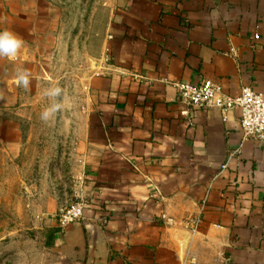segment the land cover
Here are the masks:
<instances>
[{
  "label": "crops",
  "instance_id": "crops-1",
  "mask_svg": "<svg viewBox=\"0 0 264 264\" xmlns=\"http://www.w3.org/2000/svg\"><path fill=\"white\" fill-rule=\"evenodd\" d=\"M108 5V60L100 51L73 79L86 206L64 228L51 215L53 264H264V143L242 137L238 109L188 107L173 84L207 78L264 97V0ZM56 28L47 0H0V31L24 40L15 59L0 57V114L21 103L18 72L48 78L65 60ZM0 142H21L4 115Z\"/></svg>",
  "mask_w": 264,
  "mask_h": 264
},
{
  "label": "rangeland",
  "instance_id": "rangeland-1",
  "mask_svg": "<svg viewBox=\"0 0 264 264\" xmlns=\"http://www.w3.org/2000/svg\"><path fill=\"white\" fill-rule=\"evenodd\" d=\"M47 2L63 44L58 56L65 60H57L48 78L30 80L21 103L0 114L14 121L21 137L18 145L0 142V264H53L58 230L51 215L85 201L75 176L81 134L75 126L80 101L73 79L81 71L91 73V60L100 51L104 55L109 5L108 0ZM52 87L63 89L64 107L45 122L40 116L54 102L45 95Z\"/></svg>",
  "mask_w": 264,
  "mask_h": 264
},
{
  "label": "built area",
  "instance_id": "built-area-1",
  "mask_svg": "<svg viewBox=\"0 0 264 264\" xmlns=\"http://www.w3.org/2000/svg\"><path fill=\"white\" fill-rule=\"evenodd\" d=\"M255 38L257 35L254 36ZM107 51V49H106ZM105 61L109 54L106 53ZM179 101L194 109H217L222 115H226L232 109H238L239 129L242 137L254 138L264 143V97L249 86L240 87L235 95H230L221 85L211 79H202L193 84L184 81L173 83ZM225 165H222L224 168ZM85 201L79 199L61 209L54 217L57 225L64 228L67 225L79 221L82 218ZM188 228L194 232L199 227L201 219L199 216L186 217L183 220ZM190 264H195V259H190Z\"/></svg>",
  "mask_w": 264,
  "mask_h": 264
},
{
  "label": "clouds",
  "instance_id": "clouds-1",
  "mask_svg": "<svg viewBox=\"0 0 264 264\" xmlns=\"http://www.w3.org/2000/svg\"><path fill=\"white\" fill-rule=\"evenodd\" d=\"M24 46L23 38L9 30L0 31V57L15 59L20 49ZM16 83L27 89L30 85V73L27 70L18 72ZM45 95L54 99L50 107L41 113V120L47 122L64 107V91L60 87H52L45 91Z\"/></svg>",
  "mask_w": 264,
  "mask_h": 264
}]
</instances>
